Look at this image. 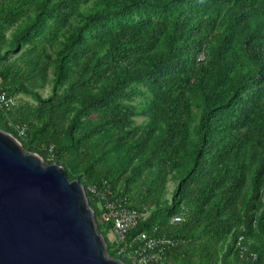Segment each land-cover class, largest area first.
Returning a JSON list of instances; mask_svg holds the SVG:
<instances>
[{"label":"trees","instance_id":"obj_1","mask_svg":"<svg viewBox=\"0 0 264 264\" xmlns=\"http://www.w3.org/2000/svg\"><path fill=\"white\" fill-rule=\"evenodd\" d=\"M21 18L17 47L34 41L22 75L43 87L51 71L53 89L44 99L16 86L0 63L4 90L47 103L27 114L21 98L18 108L0 110V128L47 163L95 168L93 180L81 181L86 188L106 179L147 214L128 239L145 232L185 241L170 264H212L231 230L221 264H261L249 237L256 223L264 238V203L252 212L264 187V0H0V25ZM144 94L143 108L130 103ZM85 113L94 118L79 124ZM139 113L147 119L137 125ZM66 141L76 150L67 152ZM113 151L126 158L120 176H131L119 186L111 174L120 170L109 164L121 156ZM172 172L180 184L173 206L162 207ZM176 215L183 221L171 224ZM108 248L132 264L109 241Z\"/></svg>","mask_w":264,"mask_h":264},{"label":"water","instance_id":"obj_2","mask_svg":"<svg viewBox=\"0 0 264 264\" xmlns=\"http://www.w3.org/2000/svg\"><path fill=\"white\" fill-rule=\"evenodd\" d=\"M0 264H127L110 255L85 186L1 128Z\"/></svg>","mask_w":264,"mask_h":264},{"label":"rangeland","instance_id":"obj_3","mask_svg":"<svg viewBox=\"0 0 264 264\" xmlns=\"http://www.w3.org/2000/svg\"><path fill=\"white\" fill-rule=\"evenodd\" d=\"M91 5H92V2H89L85 5H82L81 8L83 10L89 11ZM22 20H24V18H21L19 23L15 24L14 26H12L8 29H6L2 25H0V63H2L4 66V67H2V69L5 72V76L7 77L8 82H11V83H13L19 87H25L30 91L34 90L42 98L46 99L52 93L54 74L51 71L48 72V81H47V83H45V85L43 87H39V86L35 87L34 85L31 84L30 81H28L22 75L23 72H25L28 69V62H29L25 52L32 45V42H34L32 40V38H30L28 40L21 41L20 45H18V47H17L18 37H19L18 25L22 22ZM74 24L80 25V23H74ZM20 94H21L20 95L21 98L23 99L24 105L27 106V104H29V107L27 106L25 108V113H27V114L32 111V109H30V106L33 109L42 110L47 105V103H42V102L37 101L33 97L32 94H28V93H25L23 91ZM147 101H148V96L146 94H144V95H138V96L134 97L130 101V103H132L133 105H136L139 108H143L145 106V104L147 103ZM92 118H94L93 113H85V114L80 116L79 124H83L88 119H92ZM146 119H147V115L139 113L134 118L135 124L140 125L142 123H145ZM36 130L38 131L39 134H41V133L44 134L47 131L46 126L44 127V124H38ZM65 146H68L66 148V151L71 153V152L76 150L78 144L70 145V142L66 141ZM34 153H37V152H34ZM112 154L114 156H121L120 158H118V160L112 159L110 164H109L111 167V170L113 172L117 168H119V170H120L118 173L111 174L113 181L115 183H117L119 186V184L122 182L123 178H125V177L130 178L131 176H130V172H128V171L123 173V175L120 176L122 171L125 170L124 167L121 165V162H123L126 158L123 159L120 151H117V152L113 151ZM64 168L66 169L68 178L70 180H79L80 182L81 181L88 182V181L93 180L97 175L95 168H93L92 166H88L86 168L79 167V166H73V167L64 166ZM119 177H121L122 179H119ZM179 184H180V180H179L177 173L172 172L168 176L167 195L165 196V198L161 204L162 207L173 206V204H172L173 195H174V192L176 191L177 187L179 186ZM263 203H264V187H263V190L261 192L260 199H259L257 206L254 209H252V212H255V215L259 214L260 210L262 209ZM178 208H181V205L179 207L173 208L171 212H176ZM94 211H95L97 224L100 228L101 226H103V220L101 217V213L99 211V208H97V207L94 209ZM151 213H152V210H149L148 214L150 215ZM167 216H168L167 214L164 216H161L159 219H157V221H161L162 219H165ZM241 228H243V226H241ZM253 228L254 229L251 232L249 238H250V241L252 243H254L259 248L261 255H262V259H261L260 263L264 264V238H262L258 235V233L255 229L256 223H254ZM233 231L234 230H231V231H228L227 233H225L224 236L217 242L218 247H219L218 255L215 256L211 260L212 264H221V256L226 251V249L228 248V245L230 243ZM102 233L104 234V236L106 237V240H107L109 237V232H108V235H107V231H104Z\"/></svg>","mask_w":264,"mask_h":264},{"label":"built area","instance_id":"obj_4","mask_svg":"<svg viewBox=\"0 0 264 264\" xmlns=\"http://www.w3.org/2000/svg\"><path fill=\"white\" fill-rule=\"evenodd\" d=\"M20 99V95L9 94L3 89L0 77V110L9 112L18 108ZM24 132L25 128L19 127L20 136H23ZM86 191L98 199L103 222L112 223L108 241L113 249L117 255L132 264H170V255L185 244L182 240L149 236L145 232L128 239V234L146 217V212L132 207V202L126 197L118 196L106 179L89 185ZM182 221L183 217L180 215L171 218V224H179ZM157 230L155 227L153 231ZM252 256L256 258V254Z\"/></svg>","mask_w":264,"mask_h":264}]
</instances>
